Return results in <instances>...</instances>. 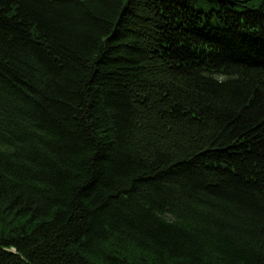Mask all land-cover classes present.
Here are the masks:
<instances>
[{
  "label": "trees",
  "instance_id": "1",
  "mask_svg": "<svg viewBox=\"0 0 264 264\" xmlns=\"http://www.w3.org/2000/svg\"><path fill=\"white\" fill-rule=\"evenodd\" d=\"M0 264H264V0H0Z\"/></svg>",
  "mask_w": 264,
  "mask_h": 264
}]
</instances>
